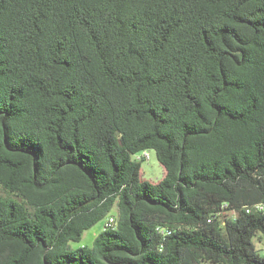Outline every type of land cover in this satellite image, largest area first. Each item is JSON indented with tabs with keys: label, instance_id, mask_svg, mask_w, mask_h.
Masks as SVG:
<instances>
[{
	"label": "trees",
	"instance_id": "obj_1",
	"mask_svg": "<svg viewBox=\"0 0 264 264\" xmlns=\"http://www.w3.org/2000/svg\"><path fill=\"white\" fill-rule=\"evenodd\" d=\"M254 237L264 0H0V264H264Z\"/></svg>",
	"mask_w": 264,
	"mask_h": 264
},
{
	"label": "rangeland",
	"instance_id": "obj_2",
	"mask_svg": "<svg viewBox=\"0 0 264 264\" xmlns=\"http://www.w3.org/2000/svg\"><path fill=\"white\" fill-rule=\"evenodd\" d=\"M149 157H144L141 160V178L143 180H147L152 183L159 182L164 177V167L161 162L158 160L156 151L154 149L148 150ZM141 155H145V151L139 152L136 156L140 157ZM117 212V206H115L112 210V213L115 214ZM106 218L99 221L97 224L92 226L91 228L84 231L82 238L78 242H71L72 246L77 248L80 246H92L93 241L97 234L103 230ZM254 243L258 250L264 247V239L263 241H259L257 237H254Z\"/></svg>",
	"mask_w": 264,
	"mask_h": 264
},
{
	"label": "built area",
	"instance_id": "obj_3",
	"mask_svg": "<svg viewBox=\"0 0 264 264\" xmlns=\"http://www.w3.org/2000/svg\"><path fill=\"white\" fill-rule=\"evenodd\" d=\"M149 157V153H148V151H145V155H141L140 157L142 158V157ZM139 157V158H140ZM262 205L263 204H261V205H259L260 207H262ZM228 206V204L227 203H225L224 205H223V209L224 208H226ZM232 213H234V212H232ZM218 214H225L224 213V211H220V213H218ZM114 215H109L107 218H106V221H105V224H104V227H113V226H115V224H114ZM260 254L262 255V257L264 258V247L263 248H261L260 250Z\"/></svg>",
	"mask_w": 264,
	"mask_h": 264
},
{
	"label": "bare ground",
	"instance_id": "obj_4",
	"mask_svg": "<svg viewBox=\"0 0 264 264\" xmlns=\"http://www.w3.org/2000/svg\"><path fill=\"white\" fill-rule=\"evenodd\" d=\"M114 222H115V218H114Z\"/></svg>",
	"mask_w": 264,
	"mask_h": 264
},
{
	"label": "crops",
	"instance_id": "obj_5",
	"mask_svg": "<svg viewBox=\"0 0 264 264\" xmlns=\"http://www.w3.org/2000/svg\"><path fill=\"white\" fill-rule=\"evenodd\" d=\"M165 173V172H164Z\"/></svg>",
	"mask_w": 264,
	"mask_h": 264
}]
</instances>
